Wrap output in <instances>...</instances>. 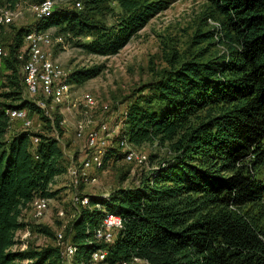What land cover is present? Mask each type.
Returning a JSON list of instances; mask_svg holds the SVG:
<instances>
[{"label": "trees", "instance_id": "16d2710c", "mask_svg": "<svg viewBox=\"0 0 264 264\" xmlns=\"http://www.w3.org/2000/svg\"><path fill=\"white\" fill-rule=\"evenodd\" d=\"M22 1L0 0V8L14 10ZM206 1L219 27L198 34L196 43L217 37L225 49L209 59L202 49L141 88L105 159L123 160L122 140L135 149L169 146L171 156L136 188L90 196L65 233L77 248L73 264H135V258L142 264H264V0ZM171 3L78 0L16 31L7 61L9 92L0 93V264H64L57 245L15 249L16 233L26 227L23 211L36 197L53 199L51 186L71 162L52 135H10L8 110L41 115L24 97L20 50L26 35L55 28L89 54L115 56ZM100 72L101 67L77 70L67 82L82 85ZM41 117L63 135L59 118L52 124ZM33 136L39 137L34 151ZM108 214L124 225L112 244L94 236ZM41 232L53 236L46 227ZM102 249L106 260L92 263V253Z\"/></svg>", "mask_w": 264, "mask_h": 264}, {"label": "rangeland", "instance_id": "374dc122", "mask_svg": "<svg viewBox=\"0 0 264 264\" xmlns=\"http://www.w3.org/2000/svg\"><path fill=\"white\" fill-rule=\"evenodd\" d=\"M169 1L172 2L169 7L152 18L115 56L89 54L75 45L76 40L72 41L67 36L59 35L55 28L48 30L54 41L60 38L62 41H55L53 46L46 50H49L52 60L67 73L71 75L77 70L101 67V72L96 78L73 87L71 103L59 106L56 110L54 118H59L61 123L63 122L62 136L52 126L51 128L47 125L39 114L30 115L34 124L31 131L58 138L67 161L79 164L85 149V140H78L76 137L78 122L89 120L90 127L107 124L112 131L119 126V122H122L129 104L139 97L141 88L158 79L173 65L192 59L202 49L207 51L205 59L218 55L225 49L217 37L214 40L206 39L201 45L196 43L195 37L198 34H206L219 27L218 21L212 18L214 12L208 1ZM76 2L78 0H55V5L56 8H73ZM31 5V2L23 0L16 9L19 16L12 24L0 29V47L6 52V56L0 59V93L9 92L7 78L11 71L8 69L7 61L10 59V45L14 42L16 31L29 30L37 24V17L31 10ZM115 9L120 12L117 7ZM5 10L10 9L0 8V13ZM112 21L113 19L108 20L109 23ZM23 50L24 44L20 52ZM23 66L24 64L22 73ZM85 96L93 97L96 101L95 107L89 109L80 102ZM24 97L30 100L25 91ZM105 106H108L109 110H104ZM20 131H23L21 122L11 123L10 135ZM137 150L146 154L149 159L150 157L156 159L149 160L145 166H138L123 160L115 162L106 158V167L98 174V182L78 190L72 187L67 171L56 177L51 186V191L56 194L50 201V209L45 216L41 219L35 218L32 205L23 211L21 221L26 227L16 233L19 245L15 249L56 246L55 236L61 230L64 231L63 234H68L71 227L75 214L73 200L76 193L108 197L119 189L136 188L161 159L171 156L169 146L144 145ZM61 211L65 213L64 217L59 216ZM45 227L52 231L53 236L41 232ZM73 263L74 259L70 264Z\"/></svg>", "mask_w": 264, "mask_h": 264}, {"label": "built area", "instance_id": "2783aa9c", "mask_svg": "<svg viewBox=\"0 0 264 264\" xmlns=\"http://www.w3.org/2000/svg\"><path fill=\"white\" fill-rule=\"evenodd\" d=\"M78 7L81 5L78 3ZM31 10L37 17V21L50 17L56 9L55 0H45L38 5H31ZM17 9V8H16ZM5 10L0 13V26L5 27L13 23L19 16L17 10ZM61 42L62 39L55 40ZM54 38L48 31L33 30L28 33L24 39V50L21 51L20 59L24 60L23 75L26 94L32 100L41 115L52 124L55 121L54 114L59 106L72 102L74 95L73 87L75 85L67 82L70 73H67L60 65L51 58L50 48L54 44ZM6 56L4 48L0 47V59ZM80 102L89 109L96 105L93 97L85 96ZM109 110L108 106L103 107ZM10 121L22 123V129L31 131L33 120L31 113L26 109H12L7 111ZM38 116V115H37ZM63 123V122H62ZM61 123V124H62ZM89 120L78 122L76 128V137L78 140H85V149L81 161L75 163L71 161L67 168V175L71 179L73 188L80 189L95 185L98 182V174L104 169V160L109 148L113 147V139L121 129V123L112 131L107 124L98 127H90ZM39 144V137L33 136L31 148L34 151ZM119 148L124 154L123 161L129 164L145 166L149 163V157L135 149L127 140H122ZM36 159L38 157L36 156ZM155 169L152 168V170ZM90 194H75L73 207L75 208L74 219L77 217L80 208L88 207L91 203ZM52 199L36 197L32 202V209L35 218L41 219L50 209ZM98 207V206H97ZM59 216L64 217L65 213L61 211ZM72 221V222H73ZM122 219L114 214H108L101 225L94 231L96 241L106 244L115 242L118 233L123 229ZM64 231L61 230L56 235V245L61 250L62 261L67 264L72 263L77 248L70 239H66ZM108 251L98 250L91 255L92 263H100L106 260ZM135 264L144 263L138 258L134 259Z\"/></svg>", "mask_w": 264, "mask_h": 264}]
</instances>
